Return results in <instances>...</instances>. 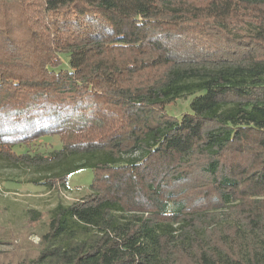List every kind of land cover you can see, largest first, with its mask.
Returning <instances> with one entry per match:
<instances>
[{
    "label": "trees",
    "instance_id": "obj_1",
    "mask_svg": "<svg viewBox=\"0 0 264 264\" xmlns=\"http://www.w3.org/2000/svg\"><path fill=\"white\" fill-rule=\"evenodd\" d=\"M97 153L90 193L0 264H264V0H0V159Z\"/></svg>",
    "mask_w": 264,
    "mask_h": 264
},
{
    "label": "rangeland",
    "instance_id": "obj_2",
    "mask_svg": "<svg viewBox=\"0 0 264 264\" xmlns=\"http://www.w3.org/2000/svg\"><path fill=\"white\" fill-rule=\"evenodd\" d=\"M12 9L15 11L17 7L13 6ZM193 97L181 98L168 105V115L180 118L182 114L189 112V103ZM60 148L61 140L54 135L44 136L29 145L14 146L13 152L16 155L27 154L29 158L47 157ZM100 160L102 155L99 153L76 155L65 158L61 164L43 167L22 162L13 164L0 159V228L4 240L11 243L0 245V250L12 251L20 247L15 253H24L35 249L33 245L38 243V236L46 230L47 219L55 205H69L90 193L93 178L90 166ZM80 164L84 165L77 167ZM62 174H66L63 185L57 180L50 186L43 184L49 178ZM202 179L203 176L194 174L186 181L188 186H175L177 193L188 187L191 190L201 188L197 191L200 194L203 189ZM190 183H193V187ZM30 211L40 213L38 222L30 221Z\"/></svg>",
    "mask_w": 264,
    "mask_h": 264
}]
</instances>
